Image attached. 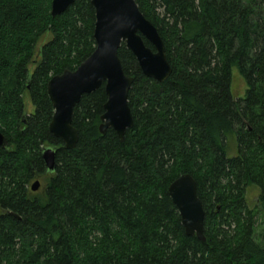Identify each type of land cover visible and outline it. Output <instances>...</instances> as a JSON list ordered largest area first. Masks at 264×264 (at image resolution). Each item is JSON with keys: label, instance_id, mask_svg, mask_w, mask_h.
Masks as SVG:
<instances>
[{"label": "trees", "instance_id": "obj_1", "mask_svg": "<svg viewBox=\"0 0 264 264\" xmlns=\"http://www.w3.org/2000/svg\"><path fill=\"white\" fill-rule=\"evenodd\" d=\"M136 2L172 74L146 76L122 42L134 125L123 140L101 132L103 83L75 106L69 149L49 129L47 87L94 51L95 8L75 0L53 15L52 0H0V264H264V0ZM233 64L244 98L232 94ZM185 173L198 185L205 241L186 233L168 193Z\"/></svg>", "mask_w": 264, "mask_h": 264}, {"label": "water", "instance_id": "obj_2", "mask_svg": "<svg viewBox=\"0 0 264 264\" xmlns=\"http://www.w3.org/2000/svg\"><path fill=\"white\" fill-rule=\"evenodd\" d=\"M74 1L52 0V14L63 13ZM91 3L96 13L94 51L76 69H66L54 75L47 87L55 108L49 129L69 149L76 146L79 137L78 129L73 125L75 106L83 94L95 91L103 83L108 98L101 115V132L105 133L107 128L112 127L123 140L126 130L134 125L129 105V91L134 77L123 68L119 56L122 42L136 56L146 76L162 82L173 71L158 28L140 10L136 0H91ZM7 143L0 130V148ZM56 154L53 146L43 150L49 170L55 169ZM40 186L41 182L37 179L31 187L37 191ZM168 193L179 210L186 233L205 241V209L195 178L189 173L179 176L170 184Z\"/></svg>", "mask_w": 264, "mask_h": 264}, {"label": "rangeland", "instance_id": "obj_3", "mask_svg": "<svg viewBox=\"0 0 264 264\" xmlns=\"http://www.w3.org/2000/svg\"><path fill=\"white\" fill-rule=\"evenodd\" d=\"M248 89V84L245 81L244 77L242 76L239 66L237 64H233L232 66V94L236 99L246 97ZM31 103V102H30ZM29 109H33L32 103L29 106ZM237 154V142L234 137L229 139V148H228V155L234 156ZM259 194V188L256 185H251L248 193V203L250 206H253Z\"/></svg>", "mask_w": 264, "mask_h": 264}]
</instances>
